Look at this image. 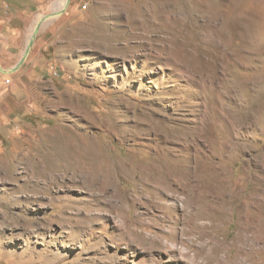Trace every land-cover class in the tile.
Listing matches in <instances>:
<instances>
[{
    "label": "rangeland",
    "instance_id": "rangeland-1",
    "mask_svg": "<svg viewBox=\"0 0 264 264\" xmlns=\"http://www.w3.org/2000/svg\"><path fill=\"white\" fill-rule=\"evenodd\" d=\"M71 24L77 56L0 145V264H264V0H111ZM55 133L96 165H49Z\"/></svg>",
    "mask_w": 264,
    "mask_h": 264
},
{
    "label": "crops",
    "instance_id": "crops-1",
    "mask_svg": "<svg viewBox=\"0 0 264 264\" xmlns=\"http://www.w3.org/2000/svg\"><path fill=\"white\" fill-rule=\"evenodd\" d=\"M58 1L0 0V145L7 134H13L14 119L23 112L31 113L37 78L50 75L51 68L60 73L54 62L74 60L73 56H77L80 37L76 25L71 23L83 21L84 16L101 2H111L70 0L60 9L55 6ZM63 8L61 14L41 24L25 62L17 71L7 74L20 60L37 21Z\"/></svg>",
    "mask_w": 264,
    "mask_h": 264
},
{
    "label": "bare ground",
    "instance_id": "bare-ground-1",
    "mask_svg": "<svg viewBox=\"0 0 264 264\" xmlns=\"http://www.w3.org/2000/svg\"><path fill=\"white\" fill-rule=\"evenodd\" d=\"M58 2L62 3L61 1ZM58 2L55 4V6L61 9ZM48 142L51 145V153H49L51 154V158L45 161H47L49 165L54 164V162L58 159H62L64 157L69 158L72 154L71 152H75L85 161V163L92 167L96 165L98 161L99 154L96 144L84 147L83 145H79V143L73 137H66L63 133H55L51 135Z\"/></svg>",
    "mask_w": 264,
    "mask_h": 264
},
{
    "label": "water",
    "instance_id": "water-1",
    "mask_svg": "<svg viewBox=\"0 0 264 264\" xmlns=\"http://www.w3.org/2000/svg\"><path fill=\"white\" fill-rule=\"evenodd\" d=\"M69 1L70 0H65L64 8L69 4ZM64 8L61 11H56V12H52V13H50L48 15H45V16H43L42 18H40L37 21V23L35 24V26L33 28L32 33H31V35H30V37H29V39L27 41L26 47H25V49L23 51V54H22L20 60L18 61V63L11 70H8L7 74L17 71L22 66V64L25 62V60L29 56V53H30V51H31V49L33 47L34 41H35V39H36V37L38 35V32H39L41 24L44 21L61 14L63 12Z\"/></svg>",
    "mask_w": 264,
    "mask_h": 264
}]
</instances>
